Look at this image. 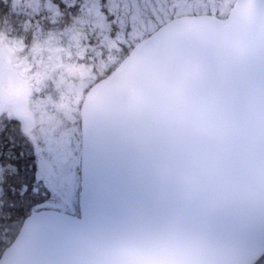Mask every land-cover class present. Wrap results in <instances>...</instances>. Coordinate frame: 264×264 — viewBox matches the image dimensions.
<instances>
[{
    "label": "water",
    "instance_id": "95a60500",
    "mask_svg": "<svg viewBox=\"0 0 264 264\" xmlns=\"http://www.w3.org/2000/svg\"><path fill=\"white\" fill-rule=\"evenodd\" d=\"M82 121L81 216L33 211L0 264L264 256V0H236L227 22L167 21L90 91Z\"/></svg>",
    "mask_w": 264,
    "mask_h": 264
},
{
    "label": "rangeland",
    "instance_id": "374dc122",
    "mask_svg": "<svg viewBox=\"0 0 264 264\" xmlns=\"http://www.w3.org/2000/svg\"><path fill=\"white\" fill-rule=\"evenodd\" d=\"M81 1L83 3L78 20L73 21V24L69 27L70 29L64 35L50 29V31L44 33V39L42 40L44 43L41 44L36 40H32L31 43L27 42V46L30 48L28 50L31 51L34 58L32 63L21 64V66L16 65L17 62L13 64L17 66V72L21 76H25L27 73L33 81L35 91H37L36 94L39 93L43 81L47 78L54 79V86L60 90L55 94L51 92L53 95H40V98L34 96L30 99L29 105L35 115L37 131L46 138H43V151L39 155L42 160L40 161L44 164V167L52 168L55 166L59 170V182L61 184L73 185L74 182L76 183L75 203L79 212L74 213L76 215L80 214L79 162L81 158L79 157L81 155L82 139L79 131H76L73 133L69 145L66 143L69 141V131H63L62 136H64L66 142L53 140L57 154L48 157L49 148L51 147V132L52 135L57 134V130H54V128L60 122L59 118L50 112L49 105L53 104V109H59L58 112L66 116L65 121L71 123V119L76 117L77 113H80L79 104L84 100L87 88L94 82L93 74L90 72L92 69L99 72L100 76L94 73L95 78L98 76L106 78L108 76L106 71L109 69L106 65L113 66L117 63L124 55V52H122L124 47L128 50L129 47L154 31L161 23L169 20L171 16L212 14L227 18L235 2V0H107L109 12L107 17L99 11L98 0ZM47 2L42 6L41 0H11V11L16 16L20 15L23 8H27L35 16L42 12H55L56 7L51 2ZM11 25L12 23H10L7 31H10ZM74 25L75 28L72 30ZM80 27L86 30V34L93 31L95 39L102 45L98 51H93V64H87L88 66L85 69H82V67L76 69L71 60L67 59V57L79 59L84 51H89L84 42L81 43L80 41L75 44L77 40L76 31ZM25 30L22 29L17 37L23 36ZM2 31H6V28ZM17 37H14L11 31L10 34L0 32V43H5V45H2L4 47L1 48L0 46V48L5 49V46H7L11 49H22L23 54H25L26 49L21 48L22 46ZM70 38L72 41H70ZM72 49L73 52L71 53ZM69 72L74 73L77 76L76 79L70 81ZM44 87L45 89L49 88V86Z\"/></svg>",
    "mask_w": 264,
    "mask_h": 264
},
{
    "label": "trees",
    "instance_id": "16d2710c",
    "mask_svg": "<svg viewBox=\"0 0 264 264\" xmlns=\"http://www.w3.org/2000/svg\"><path fill=\"white\" fill-rule=\"evenodd\" d=\"M47 1L56 7L55 13H40L35 16L27 8L22 10L19 8L21 13L16 16L11 11V0H0V32L10 34L11 31L13 36H18L22 29H26L23 35L28 37V43L33 40L32 36L36 30L41 40L44 39V33L50 29L59 30L58 33L64 35L73 21L78 20L83 1L41 0L42 6ZM98 6L99 11L108 17L107 0H98ZM10 23H12L10 31H7ZM4 28L6 31L3 32ZM101 46L99 44V49ZM133 46L128 50L126 47L123 48L122 58ZM117 64L106 65L109 68L107 73H110ZM36 156L32 143L22 133L18 123L9 119L0 123V256L15 238L24 219L33 210L50 202H58L61 198L59 194L50 191L48 166L44 167ZM77 209L78 206L76 207L74 203L73 208L64 210L79 213ZM257 264H264V256Z\"/></svg>",
    "mask_w": 264,
    "mask_h": 264
},
{
    "label": "flooded vegetation",
    "instance_id": "af4514ba",
    "mask_svg": "<svg viewBox=\"0 0 264 264\" xmlns=\"http://www.w3.org/2000/svg\"><path fill=\"white\" fill-rule=\"evenodd\" d=\"M74 28H75V25L72 27V30H74ZM30 29H32V28H30ZM32 30H34V29H32ZM36 31L33 33V36H32L33 40H36L41 44L44 43L39 38L38 33ZM56 32L58 33L59 30H56ZM76 32H77V40H76V42L74 41L75 44H78L80 41H81V43L84 42L85 45L88 46L89 51H86V52L84 51L82 57H80L79 59H77V58L71 59L70 57H67V59L71 60L72 65H74L76 67V69L80 68V67H82V69H85V67L88 66L87 64H90V65L93 64V62H92V56L94 55L93 51L96 52L99 50V43L95 39V34L93 31L89 34H86V30H84L83 28L80 27ZM23 36H21V37L15 36V37L18 38V42L22 46L21 48L26 49L25 54H23L24 51L22 49H14V48L11 49V47H7V46H5V49L4 48L1 49L2 47H4L2 45H5V43L4 42L0 43V46H1V48H0V82L6 88L7 94H8V105H7L6 109L4 110V112L2 114H0V123L4 122L5 119H9V121H14V122L18 123L21 127L22 133L32 143L34 151H35V153H37L36 158L40 161L42 159L40 158L39 155L41 154V151H43L42 144H43V138H45V136H43L42 134H40L37 131V124L35 123V115L30 108L29 102H30V99H32L34 96L39 97L40 95L42 96V95L51 94V92H54V94H55V93L59 92L60 90L58 88H56V86H54V79L47 78L46 80L43 81L44 83L42 85L41 90H39V93L36 94L37 91H35L33 81H31V79L27 75V73L25 76H21L17 72L18 68H17V66L13 65L14 62H17L16 65L21 66V64H26V65H27V63L31 64L33 59H34L32 57L31 51L28 50L29 47L27 46V41H26L28 37H26V36L23 37ZM70 41H72L71 38H70ZM72 52H73V49H72L71 53ZM20 55H21V57H20ZM24 55H26V56H24ZM88 59H89V61H87ZM90 72H91V74H93L94 82L87 88L86 92H88V90L97 81H99V79L102 78V77L99 78V76L96 78L94 77V73L98 74L97 71H93V69H92V71H90ZM68 74L70 75V81L76 79V77H77L74 75V73L69 72ZM44 86H46V87L49 86V88L45 89ZM51 95H53V94H51ZM81 105H82V102H80V104H79L80 110H81ZM79 106H78V108H79ZM53 107H54L53 104L49 105L50 112H52L57 118H59L60 122L57 123V127L54 128V130H57L56 131L57 134L55 133L52 135V132H51V136H52V138L50 139L51 140V144H50L51 147L49 148L50 153H48V157L51 156L52 154H57V152L54 149L55 143L52 142L53 140H56V141L62 142V143L66 142V140H64V136H62L63 131H69V136H68L69 141L66 142L69 145L71 144V141L73 138V133H75L76 131H79L80 138L82 139L80 113L76 114L77 116L74 117L75 118L74 121H73L74 118H72L71 119L72 122L68 123L65 121L66 116H63V114H61V112H58L59 109L56 110V109H53ZM58 131H60V132H58ZM46 149H47V145H46ZM75 162H76V159H75ZM75 166H76V164H75ZM75 166H74V170H75ZM47 173H48V183H49V187L51 189L50 191L56 193L57 195L58 194L62 195L61 198L59 199V201L55 202L54 204L58 207H61V208H72L74 206V202L72 201V197L74 194H76V189H77L76 183L75 182L73 183L74 187H69V188L65 189V188H63L64 186H69L71 184L66 185V184H61L59 182V174L60 173H59V170L57 168H54V172L51 171V168H48Z\"/></svg>",
    "mask_w": 264,
    "mask_h": 264
}]
</instances>
